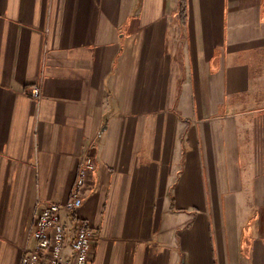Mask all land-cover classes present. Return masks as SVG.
I'll return each mask as SVG.
<instances>
[{
    "label": "crops",
    "instance_id": "crops-1",
    "mask_svg": "<svg viewBox=\"0 0 264 264\" xmlns=\"http://www.w3.org/2000/svg\"><path fill=\"white\" fill-rule=\"evenodd\" d=\"M90 153L89 264H264V0H0V264Z\"/></svg>",
    "mask_w": 264,
    "mask_h": 264
},
{
    "label": "built area",
    "instance_id": "built-area-1",
    "mask_svg": "<svg viewBox=\"0 0 264 264\" xmlns=\"http://www.w3.org/2000/svg\"><path fill=\"white\" fill-rule=\"evenodd\" d=\"M29 93L38 99L41 87L34 85ZM95 169V156L90 153L78 165L68 198L61 203H51L39 212L33 229L35 244L23 249L21 264H89L96 228L79 217L77 210L91 189Z\"/></svg>",
    "mask_w": 264,
    "mask_h": 264
},
{
    "label": "trees",
    "instance_id": "trees-1",
    "mask_svg": "<svg viewBox=\"0 0 264 264\" xmlns=\"http://www.w3.org/2000/svg\"><path fill=\"white\" fill-rule=\"evenodd\" d=\"M184 9H185V2L182 1V2L180 3V10H181V12H183Z\"/></svg>",
    "mask_w": 264,
    "mask_h": 264
},
{
    "label": "rangeland",
    "instance_id": "rangeland-1",
    "mask_svg": "<svg viewBox=\"0 0 264 264\" xmlns=\"http://www.w3.org/2000/svg\"><path fill=\"white\" fill-rule=\"evenodd\" d=\"M25 247H26V246H25ZM25 247H24V248H25ZM24 248H23V249H24ZM23 249H22V252H23Z\"/></svg>",
    "mask_w": 264,
    "mask_h": 264
}]
</instances>
